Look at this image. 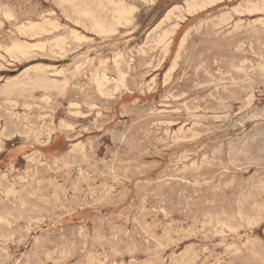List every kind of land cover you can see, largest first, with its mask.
Here are the masks:
<instances>
[{
  "label": "rangeland",
  "instance_id": "rangeland-1",
  "mask_svg": "<svg viewBox=\"0 0 264 264\" xmlns=\"http://www.w3.org/2000/svg\"><path fill=\"white\" fill-rule=\"evenodd\" d=\"M72 1L0 0V264H264V0Z\"/></svg>",
  "mask_w": 264,
  "mask_h": 264
},
{
  "label": "bare ground",
  "instance_id": "bare-ground-1",
  "mask_svg": "<svg viewBox=\"0 0 264 264\" xmlns=\"http://www.w3.org/2000/svg\"><path fill=\"white\" fill-rule=\"evenodd\" d=\"M61 1V0H60ZM69 1H71V3L73 2L72 0H69ZM68 0H66V4H68V2H69ZM76 1V0H75ZM106 1V0H105ZM110 1V0H109ZM208 1H210V0H200V1H194V2H192V3H188L189 5H187V6H189V9L188 10H193L194 11V9H196V8H200L201 7V10H202V7L204 6V4H207L208 3ZM63 2V1H62ZM89 2V1H88ZM88 2H84V4H82V3H80V5L78 6V10L79 11H81L82 12V14L84 15H87V17L88 16H90L91 18H93L92 17V15L94 14V12L97 10L98 11V9H96L95 10V8H94V5H93V7L91 6V3H88ZM92 2V1H91ZM107 2V1H106ZM117 2V1H116ZM122 2H123V0H122ZM190 2V1H189ZM258 2V1H257ZM64 3H65V1H64ZM64 3H62V4H64ZM75 3V2H74ZM74 3H72L73 5H75ZM79 2H77V4H78ZM210 3V2H209ZM255 3V2H254ZM70 4V3H69ZM77 4L75 5V6H77ZM90 4V5H89ZM100 4H102L101 2H100ZM110 4V3H109ZM216 4V3H215ZM238 4V3H237ZM250 4V3H249ZM72 5V6H73ZM98 5V4H97ZM113 5V4H112ZM247 5V4H246ZM245 5V6H246ZM71 6V7H72ZM102 6H103V4H102ZM121 6V5H120ZM126 6V5H125ZM210 6V5H209ZM7 7V6H6ZM60 7V6H59ZM99 7H101V6H99ZM98 7V8H99ZM113 7V6H112ZM127 7V6H126ZM240 7V6H239ZM256 7H257V5H256ZM97 8V7H96ZM116 8V7H115ZM120 8V7H119ZM188 8V7H187ZM223 8V7H222ZM227 8V7H226ZM72 9V8H71ZM76 9V8H75ZM74 8H73V10H75ZM205 9V8H204ZM232 9V8H231ZM236 8H234V10H235ZM5 10V9H4ZM77 10V9H76ZM99 10H101V8H99ZM122 10V9H121ZM120 10V11H121ZM124 10H125V8H124ZM130 10H132V9H130ZM251 9H249V11H250ZM254 10V9H253ZM3 11V10H2ZM79 11H78V13H79ZM112 11H114L115 12V10H112ZM196 11V10H195ZM194 11V12H195ZM5 12V11H4ZM75 12V11H74ZM103 12H105V11H103ZM107 12V11H106ZM126 12V11H125ZM133 12V11H132ZM192 12V11H191ZM3 13V12H2ZM64 13V12H63ZM123 13V12H122ZM130 13V12H129ZM187 13V12H186ZM255 13V12H254ZM257 13V12H256ZM8 14V13H7ZM49 14V13H48ZM52 14V13H51ZM56 14V13H55ZM74 14V13H73ZM100 14H102V13H100ZM109 14V13H108ZM111 14H112V12H111ZM117 14V13H116ZM115 14V15H116ZM126 14V13H125ZM180 14V13H179ZM191 14V13H190ZM225 14V13H224ZM67 15V14H66ZM79 15V14H78ZM77 15V16H78ZM82 15V16H83ZM95 15V14H94ZM113 15V14H112ZM122 15V14H121ZM127 16H128V13L126 14ZM221 15V14H220ZM81 16V15H80ZM124 16V15H123ZM11 17V16H10ZM85 17V16H84ZM90 17H89V19H90ZM112 17V16H111ZM119 17H120V15H119ZM126 17V16H125ZM169 17V16H168ZM213 17H215V16H213ZM224 17V16H223ZM102 18V17H101ZM124 18V17H123ZM226 18V17H225ZM46 19V18H45ZM94 19V18H93ZM100 18H97V20H99ZM112 19V18H111ZM127 18H125L124 20H126ZM166 19V18H165ZM171 19V18H170ZM213 19V18H212ZM218 19V18H217ZM67 20V19H66ZM97 20L95 19V22H94V24L97 22ZM106 20V19H105ZM119 20V19H118ZM117 20V21H118ZM130 20V19H129ZM215 20V19H214ZM231 20V19H230ZM15 21V20H14ZM70 21V20H69ZM75 21V20H74ZM91 21V20H90ZM92 21H94V20H92ZM115 21V20H114ZM163 21H164V19H163ZM210 21V20H209ZM213 21V20H212ZM226 21V20H225ZM245 21V20H244ZM51 22V21H50ZM54 22V21H53ZM46 23H48V22H46ZM101 23H103V22H101ZM162 23V22H161ZM220 23V22H219ZM225 23V22H224ZM23 24V23H22ZM31 24V23H30ZM36 24V23H35ZM82 24H83V22H82ZM98 24V23H97ZM114 24V23H113ZM116 24V23H115ZM130 24V23H129ZM262 24V23H261ZM46 24H44V26H45ZM50 25V24H49ZM84 25V24H83ZM126 25V24H125ZM165 25V24H164ZM179 25V24H178ZM221 25V24H220ZM225 25V24H224ZM243 25H245V24H243ZM25 26V25H24ZM32 26L34 27V25L32 24ZM31 26V28H29L28 26V30L27 31H29V30H33V31H35L36 29H33V27ZM39 26V25H38ZM38 26H37V29H39L38 28ZM43 26V25H42ZM50 26H52V24L50 25ZM60 26V25H59ZM64 26V25H63ZM98 26H99V28H101L102 30L104 29V26L103 25H101L100 23L98 24ZM108 26V30H109V25H107ZM172 26V25H171ZM175 25L173 24V27H174ZM56 27V26H55ZM96 27H97V25H96ZM226 27V26H225ZM229 27V26H228ZM64 28V27H63ZM94 28V27H93ZM106 28V27H105ZM111 28V27H110ZM155 28V27H154ZM175 29H176V27H174ZM173 28V29H174ZM234 28V27H233ZM43 29V28H42ZM45 29V28H44ZM43 29V30H44ZM55 29V28H54ZM171 29V28H170ZM197 29V28H196ZM199 29V28H198ZM223 29V28H222ZM236 29V28H235ZM58 30V29H57ZM96 30H98V28L96 29ZM105 30V29H104ZM152 30V29H151ZM172 30V29H171ZM234 30V29H233ZM25 31V30H24ZM23 31V32H24ZM168 31V30H167ZM174 31V30H173ZM188 31V30H187ZM26 32V31H25ZM32 32V31H31ZM49 32V31H48ZM75 32V31H74ZM99 31H97V33H98ZM105 32V31H104ZM117 32V31H116ZM156 32V31H155ZM221 32V31H220ZM237 32V31H236ZM27 33V32H26ZM97 33H95V34H97ZM113 33H114V31H113ZM158 33V32H157ZM174 33V32H173ZM231 33V32H230ZM31 34H33V33H31ZM99 34H101V33H99ZM103 34V33H102ZM109 34V33H108ZM107 34V35H108ZM161 34V33H160ZM167 34V33H166ZM188 34V33H187ZM213 34V33H212ZM225 34H226V32H225ZM21 35V34H20ZM27 35H29V33L27 34ZM63 36H65V35H63ZM71 36H73V35H71ZM100 36V35H99ZM104 36V35H103ZM222 36V35H221ZM159 37V36H158ZM157 37V38H158ZM162 37V36H161ZM35 38V37H34ZM56 38H58V37H56ZM62 38V37H61ZM77 38V37H76ZM147 38V37H146ZM168 38V37H167ZM184 38V37H183ZM156 39V38H155ZM67 40V39H66ZM101 40V39H100ZM18 41V40H17ZM49 41V40H48ZM52 41V40H51ZM72 41V40H71ZM78 41V40H77ZM86 41V40H85ZM225 41V40H224ZM20 42V41H19ZM57 42V41H56ZM75 42V41H74ZM198 42V41H197ZM21 43V42H20ZM45 43V42H44ZM85 43V42H84ZM170 43V42H169ZM13 44V43H12ZM25 44V43H24ZM23 44V45H24ZM36 44V43H35ZM49 44V43H48ZM22 45V46H23ZM31 45V44H30ZM34 45V44H33ZM59 45V44H58ZM162 45V44H161ZM15 46H17V44L15 45ZM20 46V45H19ZM18 46V47H19ZM26 46V45H25ZM25 46H24V48H25ZM61 46V45H60ZM164 46V45H163ZM147 47V46H146ZM184 47V46H183ZM4 48V47H3ZM2 48V49H3ZM17 48V47H16ZM19 48H21V46L19 47ZM23 48V49H24ZM80 48V47H79ZM149 48H151V47H149ZM153 48V47H152ZM161 48H163V47H161ZM166 48H167V46H166ZM10 49V48H9ZM18 49V48H17ZM16 49V50H17ZM22 49V48H21ZM28 49V48H27ZM51 49V48H50ZM61 49V48H60ZM122 49V48H121ZM141 49V48H140ZM4 50V49H3ZM6 50V49H5ZM25 50V49H24ZM23 50V51H24ZM30 50V49H29ZM44 50V49H43ZM74 50V49H73ZM152 50V49H151ZM160 50V49H159ZM166 50V49H165ZM236 50V49H235ZM20 51V50H19ZM22 51V50H21ZM50 51V50H49ZM52 51V50H51ZM66 51V50H65ZM64 51V52H65ZM129 51V50H128ZM7 52V51H6ZM46 52V51H45ZM45 52H43V53H45ZM62 52V51H61ZM63 52V53H64ZM150 52H152V51H150ZM208 52V51H207ZM14 53V52H13ZM245 53H247V52H245ZM8 54V53H7ZM70 54H71V52H70ZM89 54V53H88ZM9 55V54H8ZM12 55V54H11ZM63 55V54H62ZM145 55V54H144ZM143 55V56H144ZM14 56H15V53H14ZM32 56V55H31ZM30 56V57H31ZM63 56H65V54L63 55ZM147 56V55H146ZM178 56V55H177ZM2 57V56H1ZM29 57V56H28ZM61 57V56H60ZM120 57V56H119ZM122 58V57H121ZM152 58V57H151ZM16 59V58H15ZM79 59V58H78ZM158 59V58H157ZM123 61V60H122ZM150 62H152V61H150ZM126 63V62H125ZM149 63V62H148ZM1 64V63H0ZM74 64V63H73ZM79 64H80V62H79ZM79 64H77V65H79ZM107 64V63H106ZM128 64V63H127ZM68 65V64H67ZM158 65V64H157ZM198 65V64H197ZM264 65V64H263ZM52 66V65H51ZM200 66V65H199ZM1 67V66H0ZM32 67V66H31ZM34 68V67H33ZM46 68V67H45ZM200 68H202V67H200ZM241 68V67H240ZM239 68V69H240ZM251 68V67H250ZM65 69V68H64ZM120 69V68H119ZM33 70V69H32ZM38 70V69H37ZM31 71V70H30ZM36 71V70H35ZM44 71V70H43ZM116 72H117V69L115 70ZM169 71H171V69L169 70ZM26 72V71H25ZM41 72V71H40ZM55 72V71H54ZM106 72V71H105ZM198 72V71H197ZM21 73V72H20ZM48 73V72H47ZM50 73V72H49ZM91 73V72H90ZM97 73V72H96ZM95 73V74H96ZM124 73V72H123ZM64 75V74H63ZM83 75V74H82ZM206 75V74H205ZM262 75V74H261ZM85 76V75H84ZM119 76H121V75H119ZM167 76V75H166ZM170 76V75H169ZM222 76V75H221ZM227 76V75H226ZM23 77V76H22ZM76 77V76H75ZM86 77V76H85ZM213 77V76H212ZM12 78V77H11ZM39 78V77H38ZM44 78H46V77H44ZM48 78V77H47ZM73 78V77H72ZM92 78V77H91ZM120 78V77H119ZM197 78V77H196ZM233 78V77H232ZM259 78V77H258ZM42 79H43V77H42ZM42 79H41V82H42ZM116 79V78H115ZM166 79V78H165ZM34 80V79H33ZM44 80V79H43ZM46 80V79H45ZM44 80V82H47V81H45ZM51 80V79H50ZM55 80V79H54ZM94 80V79H93ZM213 80V79H212ZM235 80V79H234ZM241 80V79H240ZM16 81H18V80H16ZM40 81V80H39ZM64 81V80H63ZM62 81V82H63ZM220 81V80H219ZM230 81V80H229ZM238 81V80H237ZM38 82V81H37ZM49 82V81H48ZM78 82V81H77ZM36 83V82H35ZM34 83V84H35ZM51 82H49V85H51L50 84ZM83 83V82H82ZM103 83V82H102ZM210 83H212V82H210ZM33 84V83H32ZM41 84V83H40ZM42 84H43V82H42ZM48 85V83H45V85ZM53 84V83H52ZM55 84H56V82H55ZM58 84V83H57ZM110 84V83H109ZM108 84V85H109ZM44 85V84H43ZM42 85V86H43ZM74 85V84H73ZM192 85V84H191ZM207 85V84H206ZM41 86V85H40ZM52 86V85H51ZM69 86V85H68ZM120 86V85H119ZM204 86V85H203ZM49 87V86H48ZM74 87V86H73ZM76 87V86H75ZM99 87V86H98ZM120 87H122V86H120ZM156 87V86H155ZM43 88V87H42ZM128 89V88H127ZM39 90V89H38ZM86 90V89H85ZM151 90V89H150ZM63 91H65V90H63ZM84 91V90H83ZM212 91V90H211ZM243 91V90H242ZM1 92H2V90H1ZM234 93V92H233ZM0 94H2V93H0ZM170 94V93H169ZM210 95V94H209ZM2 96V95H1ZM106 96V95H105ZM236 96V95H235ZM48 97V96H47ZM170 97V96H169ZM42 98V97H41ZM206 98V97H205ZM46 99V98H45ZM177 99V98H176ZM214 99V98H213ZM236 99V98H235ZM196 100V99H195ZM228 100V99H227ZM11 101V100H10ZM47 101V100H46ZM188 102V101H187ZM198 102V101H197ZM6 103V102H5ZM75 103H76V101H75ZM82 103V102H81ZM94 103V102H93ZM228 104V103H227ZM25 105V104H24ZM77 105V104H76ZM34 106V105H33ZM207 106V105H206ZM27 107V106H26ZM91 107V106H90ZM177 107V106H176ZM15 108V107H14ZM185 108H186V105H185ZM228 108V107H227ZM202 109V108H201ZM189 110V109H188ZM207 110V109H206ZM177 111V110H176ZM8 112V111H7ZM9 112H11V111H9ZM23 113V112H22ZM81 115V114H80ZM46 116V115H45ZM219 116V115H218ZM39 120H41V119H39ZM61 121V120H60ZM157 121V120H156ZM65 122V121H64ZM96 122V121H95ZM195 122V121H194ZM53 123V122H52ZM173 123V122H172ZM197 124V123H196ZM201 124V123H200ZM51 125V124H50ZM199 125V124H198ZM59 126V125H58ZM214 126V125H213ZM45 127V126H44ZM56 127V126H55ZM183 127V126H182ZM204 127V126H203ZM208 127V126H207ZM206 127V128H207ZM187 128V127H186ZM63 129V128H62ZM68 130V129H67ZM169 130V129H168ZM181 130V129H180ZM84 131V130H83ZM167 131V130H166ZM186 131V130H185ZM2 132V131H1ZM45 132V131H44ZM158 132V131H157ZM168 132V131H167ZM3 133V132H2ZM41 133V132H40ZM183 133V132H182ZM1 134V133H0ZM47 134V133H46ZM65 134V133H64ZM173 134V133H172ZM185 134V133H184ZM256 134V133H255ZM80 135V134H79ZM168 135V134H167ZM257 135V134H256ZM41 136V135H40ZM26 137H27V135H26ZM78 137V136H77ZM198 137V136H197ZM256 137V136H255ZM15 138V137H14ZM180 139V138H179ZM191 139V138H190ZM250 139V138H249ZM264 139V138H263ZM188 140V139H187ZM252 140H254V139H252ZM4 141V140H3ZM262 141H264V140H262ZM36 142V141H35ZM91 144V143H90ZM89 144V145H90ZM173 144H174V142H173ZM263 144V143H262ZM85 145V144H84ZM175 145V144H174ZM78 146V145H77ZM81 146V145H80ZM229 146V145H228ZM255 147V146H254ZM191 148V147H190ZM212 148V147H211ZM148 149V148H147ZM222 149V148H221ZM240 149V148H239ZM169 150V149H168ZM207 150V149H206ZM241 150H243V149H241ZM67 151V150H66ZM212 151V150H211ZM246 151V150H245ZM196 152V151H195ZM248 153V152H247ZM80 154V153H79ZM83 154H85V153H83ZM197 154V153H196ZM253 155V154H252ZM83 156V155H82ZM182 157V156H181ZM33 159V158H32ZM252 159V158H251ZM31 160V159H30ZM177 160V159H176ZM184 160V159H183ZM187 160V159H186ZM88 162V161H87ZM189 163H191V162H189ZM196 163V162H195ZM195 163H193V164H195ZM208 163V162H207ZM255 163V162H254ZM143 164V163H142ZM179 165V164H178ZM37 166V165H36ZM116 166V165H115ZM191 167V166H190ZM212 167V166H211ZM48 168V167H47ZM81 169V168H80ZM121 169V168H120ZM173 169H174V167H173ZM183 169V168H182ZM227 170V169H226ZM55 171V170H54ZM85 171V170H84ZM120 173V172H119ZM3 174V173H2ZM175 174V173H174ZM257 174V173H256ZM5 175V174H4ZM3 175V176H4ZM34 177V176H33ZM92 179V178H91ZM164 179V178H163ZM22 181V180H21ZM81 181V180H80ZM39 182V181H38ZM117 182V181H116ZM173 182V181H172ZM52 183V182H51ZM60 184V183H59ZM165 184V183H164ZM206 184V183H205ZM29 185V184H28ZM106 185V184H105ZM108 185V184H107ZM1 187V186H0ZM15 187V186H14ZM52 187V186H51ZM108 187V186H107ZM226 187V186H225ZM11 188V187H10ZM9 190V189H8ZM20 190V189H19ZM25 190V189H24ZM170 191V190H169ZM6 192V191H5ZM9 191H7V193H8ZM37 192V191H36ZM12 193V192H11ZM3 195V194H2ZM11 196V195H10ZM32 196V195H31ZM121 196V195H120ZM73 197V196H72ZM12 198V197H11ZM75 198V197H74ZM1 199V198H0ZM8 201V200H7ZM99 202V201H98ZM28 204V203H27ZM187 204V203H186ZM14 205V204H13ZM92 205H93V203H92ZM60 207H58V209H59ZM62 208V207H61ZM60 208V209H61ZM65 209H67V208H65ZM165 214V213H164ZM42 218V217H41ZM99 219V218H98ZM97 220V219H96ZM32 221V220H31ZM35 221H37V220H35ZM43 221V220H42ZM137 221V220H136ZM38 222V221H37ZM201 225V224H200ZM229 228V227H228ZM227 228V229H228ZM28 229V228H27ZM214 229V228H213ZM232 229V228H231ZM30 230V229H29ZM163 231V230H162ZM211 231V230H210ZM234 231V230H233ZM232 231V232H233ZM173 232V231H172ZM176 234V233H175ZM218 234V233H217ZM168 239H169V236L167 237ZM37 240V239H36ZM42 240V239H41ZM85 240V239H84ZM98 240V239H97ZM173 240V239H172ZM148 241V240H147ZM178 241V240H177ZM38 242H39V240H38ZM246 242H247V240H246ZM37 244V243H36ZM232 245V244H231ZM235 245V244H234ZM228 246V245H227ZM233 246V245H232ZM136 248V247H135ZM228 250V249H227ZM69 252V251H68ZM228 252V251H227ZM237 253V252H236ZM120 254V253H119ZM259 257V256H258ZM194 258V257H193ZM41 261V260H40ZM205 261V260H204ZM148 263V262H147Z\"/></svg>",
  "mask_w": 264,
  "mask_h": 264
}]
</instances>
